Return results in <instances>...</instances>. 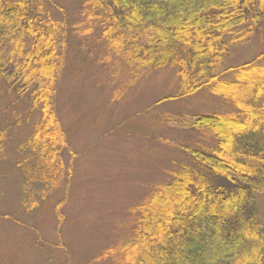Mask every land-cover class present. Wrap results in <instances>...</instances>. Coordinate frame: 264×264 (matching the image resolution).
I'll list each match as a JSON object with an SVG mask.
<instances>
[{
  "label": "trees",
  "instance_id": "trees-1",
  "mask_svg": "<svg viewBox=\"0 0 264 264\" xmlns=\"http://www.w3.org/2000/svg\"><path fill=\"white\" fill-rule=\"evenodd\" d=\"M87 13L104 24L133 81L143 69L171 67L181 79L172 98L210 84L232 107L179 119L213 141L182 146L190 161L134 208L133 235L106 255L115 264H264V50L225 64L264 27V0H93ZM68 28L65 13L58 20L38 0H0V81L28 97V116H37L17 146L16 168L27 189L42 185V200L66 196L73 172L55 105ZM8 128L0 129V145Z\"/></svg>",
  "mask_w": 264,
  "mask_h": 264
},
{
  "label": "rangeland",
  "instance_id": "rangeland-1",
  "mask_svg": "<svg viewBox=\"0 0 264 264\" xmlns=\"http://www.w3.org/2000/svg\"><path fill=\"white\" fill-rule=\"evenodd\" d=\"M38 1L56 19L64 13L68 19L55 105L70 149L63 159L68 166L74 154L73 172L66 196L42 200L41 184L27 189L16 168L17 146L37 116H28V97L18 99L0 81V129L9 127L0 145V264H115L106 252L133 235L134 208L190 161L182 146L213 141L179 119L232 107L210 84L172 98L181 92V79L171 67L143 69L133 81L104 24L87 13L93 0ZM263 50L264 27L237 44L225 64L250 61ZM258 203L264 219V193Z\"/></svg>",
  "mask_w": 264,
  "mask_h": 264
}]
</instances>
